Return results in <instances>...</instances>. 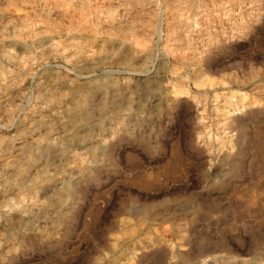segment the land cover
<instances>
[{"label": "rangeland", "instance_id": "rangeland-1", "mask_svg": "<svg viewBox=\"0 0 264 264\" xmlns=\"http://www.w3.org/2000/svg\"><path fill=\"white\" fill-rule=\"evenodd\" d=\"M0 264H264V0H0Z\"/></svg>", "mask_w": 264, "mask_h": 264}]
</instances>
